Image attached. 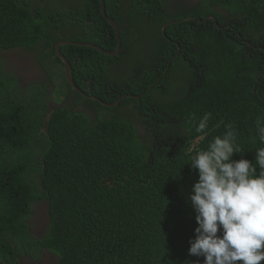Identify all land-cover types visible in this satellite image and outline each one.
Masks as SVG:
<instances>
[{"label": "trees", "instance_id": "obj_1", "mask_svg": "<svg viewBox=\"0 0 264 264\" xmlns=\"http://www.w3.org/2000/svg\"><path fill=\"white\" fill-rule=\"evenodd\" d=\"M41 1L0 0V51L43 44L50 73L26 96L0 70V264L39 258L42 250L55 252L58 264H202L204 257L188 254L198 226L188 200L198 171L189 162L230 122L243 152L233 159L255 163L264 147L255 125L264 116V0H203L177 12L168 0H105L120 26L121 52L78 44L61 50L77 86L108 104L119 101L112 106L76 92L56 54L60 40L116 50L101 0ZM211 14L220 27L185 19ZM169 19L181 22L165 35ZM149 30L153 47L139 55L137 42ZM52 82L61 86L59 98ZM70 99L72 106L53 108L43 130L48 104ZM205 112L213 118L197 133L190 118ZM41 201L49 228L36 237L31 220Z\"/></svg>", "mask_w": 264, "mask_h": 264}, {"label": "clouds", "instance_id": "obj_2", "mask_svg": "<svg viewBox=\"0 0 264 264\" xmlns=\"http://www.w3.org/2000/svg\"><path fill=\"white\" fill-rule=\"evenodd\" d=\"M212 118L211 112L198 120L193 114L189 122L197 133H204ZM255 125L264 143V116H258ZM225 128L189 162L198 171L188 196L198 226L188 254L204 257L202 264H260L264 261V147L256 149L255 163L233 159L234 153H243L238 132L231 122Z\"/></svg>", "mask_w": 264, "mask_h": 264}, {"label": "rangeland", "instance_id": "obj_3", "mask_svg": "<svg viewBox=\"0 0 264 264\" xmlns=\"http://www.w3.org/2000/svg\"><path fill=\"white\" fill-rule=\"evenodd\" d=\"M203 0H183V2L187 5V7H193L201 3ZM79 0H55L51 1L49 5L54 7L60 6H69L76 5ZM183 4V6H186ZM38 6H45V2L41 0H37ZM172 9L171 0H168V8L169 11L177 12L183 8ZM147 33V31H145ZM148 35L145 37V41L137 42V53L139 55H143L148 52L153 47V40L150 38V34L153 33L152 30L148 31ZM45 54V50L43 44L38 45L34 49L28 48H13L8 50L0 51V68L3 73H7L13 77L18 79V84L21 89H26L28 86H33L31 90V96L33 94H37L38 90L46 85V79L48 78V71L45 68V65L42 63L43 55ZM41 58V59H40ZM49 58L46 60V66H49ZM59 74L62 71L56 70ZM58 81V80H56ZM175 86H179V81H175ZM61 86H56L54 82L51 85L52 96H58L60 93ZM55 92V95H54ZM26 96H29V91L24 92ZM23 93V94H24ZM55 99V98H54ZM68 105L72 106V100H63L61 103H56L55 100L51 101V107H57L59 105ZM87 106V105H86ZM81 105L78 109H82L85 112L90 113L92 110L87 106ZM117 110V109H116ZM115 110V111H116ZM94 112V111H92ZM93 115L92 113H90ZM96 115L101 118L103 116L102 113H96ZM109 115H111L109 113ZM141 132L142 128L139 126ZM37 213L32 218L31 222L34 226V235L36 237H41L43 232H46L49 228V214L47 212V202H41L37 207ZM59 256L50 250H42V254L39 258L33 257H25L22 259L21 264H58Z\"/></svg>", "mask_w": 264, "mask_h": 264}, {"label": "water", "instance_id": "obj_4", "mask_svg": "<svg viewBox=\"0 0 264 264\" xmlns=\"http://www.w3.org/2000/svg\"><path fill=\"white\" fill-rule=\"evenodd\" d=\"M101 10H102V13L104 14L105 18L110 22V24L114 27L115 31H116V34H117V39H118V45H117V48L116 50L114 51H108V50H105L103 49L101 46H98V45H95L93 43H89V42H78V41H74V40H60L57 44H56V54L58 55V57L63 61L64 63V70H65V74H66V77L67 79L69 80V82L71 83L73 89L78 92L79 94L87 97V98H91V99H95L97 101H100L102 102L103 104H107V105H116L119 101H117L116 103H111V104H108L104 101H101L98 97L96 96H91V95H88L87 93H85L83 90H81L75 80H74V77H73V72H72V69H71V63L69 61V59L67 58V56L62 52L61 50V46L62 45H65V44H78V45H82V46H91V47H94V48H97L101 51H103L104 53L110 55V56H115V55H118L120 52H121V49H122V39H121V31H120V26L119 24L115 21V19H113L112 17H110L107 13H106V3H105V0H101ZM195 19L197 20L198 22H203L204 20H214L216 25L218 27H220L219 25V22H218V19L216 17L215 14H211L209 15L208 17L206 18H197V17H187L185 18L186 20L188 19ZM176 22H181V20H173V19H169L168 22L162 27V31L163 33L166 35V27L170 24H174ZM181 49L179 50L178 54L180 53ZM259 79V78H258ZM254 89H256V87H254ZM140 97V96H138ZM120 100V99H119Z\"/></svg>", "mask_w": 264, "mask_h": 264}, {"label": "flooded vegetation", "instance_id": "obj_5", "mask_svg": "<svg viewBox=\"0 0 264 264\" xmlns=\"http://www.w3.org/2000/svg\"><path fill=\"white\" fill-rule=\"evenodd\" d=\"M183 4H185L183 2V0H171V6H172V9H176V8H181L183 6ZM200 4V3H199ZM186 5V4H185ZM194 7H197L194 6ZM209 16V15H208ZM207 16V17H208ZM191 17H196V16H191ZM198 18V17H197ZM13 79V78H12ZM47 97V96H46ZM45 98V95H41V99L44 100ZM46 99H49V98H46ZM52 105L49 103L48 104V109H47V112H46V115H45V118H44V122L42 124V129L45 130L47 129L46 125L49 124V119L51 117V112L53 110L54 107H51ZM42 131V130H41ZM32 150V149H31ZM34 151V150H33ZM34 154H35V165H38L40 166L41 162H42V154H43V146H38L35 148V151H34ZM42 202V201H41Z\"/></svg>", "mask_w": 264, "mask_h": 264}, {"label": "crops", "instance_id": "obj_6", "mask_svg": "<svg viewBox=\"0 0 264 264\" xmlns=\"http://www.w3.org/2000/svg\"><path fill=\"white\" fill-rule=\"evenodd\" d=\"M1 70V69H0ZM1 72H2V70H1ZM7 76H9L10 78H13V76H11V75H9V74H7V73H5ZM16 78V77H15ZM14 79V78H13ZM17 79V78H16ZM17 81V83H18V79L16 80ZM19 88L21 89V87L19 86ZM22 91H23V93H24V91H25V89H22ZM21 94V93H20ZM50 99V98H49Z\"/></svg>", "mask_w": 264, "mask_h": 264}]
</instances>
